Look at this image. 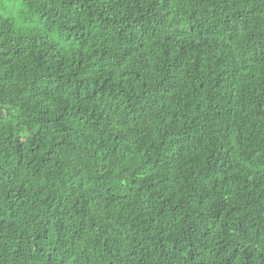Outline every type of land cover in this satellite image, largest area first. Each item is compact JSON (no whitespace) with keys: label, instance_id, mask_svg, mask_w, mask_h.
I'll use <instances>...</instances> for the list:
<instances>
[{"label":"trees","instance_id":"1","mask_svg":"<svg viewBox=\"0 0 264 264\" xmlns=\"http://www.w3.org/2000/svg\"><path fill=\"white\" fill-rule=\"evenodd\" d=\"M0 264H264V0H0Z\"/></svg>","mask_w":264,"mask_h":264}]
</instances>
